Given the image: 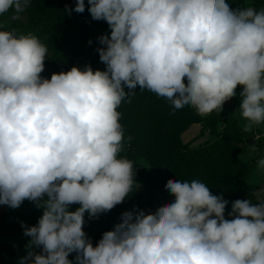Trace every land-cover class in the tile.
I'll list each match as a JSON object with an SVG mask.
<instances>
[{
    "label": "clouds",
    "instance_id": "clouds-1",
    "mask_svg": "<svg viewBox=\"0 0 264 264\" xmlns=\"http://www.w3.org/2000/svg\"><path fill=\"white\" fill-rule=\"evenodd\" d=\"M87 2L92 19L110 29L96 50L104 70L73 66L44 78L47 46L31 33L0 30V205L28 200L43 209L36 225H23L31 239L21 264H73L71 253L76 264H264V200H235L229 220V202L199 180L169 179L172 201L154 212L125 211L95 245L84 231L86 214L112 210L137 184L133 161L120 155L118 111L137 87L169 101L172 114L190 106L205 117L221 113L243 86L244 132L264 124V8ZM31 3L0 0V16L13 10L18 18ZM68 11L83 13L85 0ZM257 165L264 169V158Z\"/></svg>",
    "mask_w": 264,
    "mask_h": 264
},
{
    "label": "rangeland",
    "instance_id": "rangeland-1",
    "mask_svg": "<svg viewBox=\"0 0 264 264\" xmlns=\"http://www.w3.org/2000/svg\"><path fill=\"white\" fill-rule=\"evenodd\" d=\"M59 0H32L31 5L21 13L18 18H14L13 10L0 16V30H16V35H27V30L34 20L36 14V5H42L46 9L54 8ZM72 7L70 9H74ZM88 5H85L87 11ZM69 10V9H68ZM63 11V16L69 15V11ZM84 11V12H86ZM88 12V11H87ZM71 11L70 14H75ZM89 13V12H88ZM82 14V13H81ZM105 28H109L105 21H100ZM29 34V33H28ZM43 34V37H42ZM39 39L47 46L48 55L45 60V69L41 73L44 78L50 79L53 73L70 70L67 65L69 59H65V54L61 50L63 38H50L48 34L42 32ZM99 48L89 45L82 49V53L99 54L96 50ZM81 54V55H84ZM73 55V53H72ZM76 52H74V56ZM106 67V66H105ZM97 69L104 70L99 66ZM96 70V69H93ZM127 92L128 89L125 88ZM136 94L131 98V102H122L118 111L121 113L120 123L131 131L132 141L140 150V158L134 163L136 168L133 192L130 193L124 202V211L115 212L118 205L112 210L100 214L97 218L89 219L85 215L84 231L95 245L105 231L112 230L114 225L121 221V214L125 211L144 210L154 212L158 206L169 203L174 197L165 188L169 179L179 181L199 180L205 183L213 195L225 196L231 192L236 180L231 173L232 158L240 157L239 151L246 143H238L237 138L225 132L224 109L221 113L213 112L208 116L201 117L190 106H185L180 110H175L169 101L157 96L148 90H135ZM224 140V145L212 151L205 157V153L197 155L198 158L189 160L188 165L181 167L174 173L165 176L155 175L153 177L146 174L152 168L151 162L160 165L172 151L183 148L189 150L203 149L210 142ZM251 141L253 138L249 137ZM248 144V143H247ZM248 159L249 154L242 155ZM238 182V181H237ZM250 192L243 200L250 199L253 203L258 200H264V171L256 170L248 182ZM79 205L69 206L70 211H74ZM72 207V208H71ZM232 204H228L225 209V218L232 219L229 216ZM7 205H0V213L8 210ZM112 217L117 223H104L103 217ZM94 222V223H90ZM31 238L24 235V227L21 230H10L4 224L0 223V247L11 249V256L4 258L1 264H21V259L27 256V242ZM39 251V249H36ZM75 253L69 255V259L75 262Z\"/></svg>",
    "mask_w": 264,
    "mask_h": 264
},
{
    "label": "trees",
    "instance_id": "trees-1",
    "mask_svg": "<svg viewBox=\"0 0 264 264\" xmlns=\"http://www.w3.org/2000/svg\"><path fill=\"white\" fill-rule=\"evenodd\" d=\"M75 4L76 0H59L58 5L51 9H46L42 5H36V14L33 22L27 30V34L31 33L32 35L40 38L39 35L44 32V34H48L51 39L59 37L63 38L61 50L65 54V59H69L67 65L70 68L77 66L83 69L86 65H91L93 69H97L99 66L105 68V64H103L99 59V54H94L92 50L91 52L89 51V53L93 55L84 54L81 51L89 45L92 47H96L97 45L99 48L103 47V45L99 43L98 38L104 34L110 35V29L105 28L100 21L93 20L90 13L86 10V12H83L82 14L75 13L64 17L62 14L63 11L75 7ZM255 4L259 8L263 7L261 0H255ZM85 5H88L87 0H85ZM89 41H91V43H89ZM74 52H76L75 56ZM228 106L229 105L226 102L223 105L224 112L226 113L225 132L237 138L238 143H250L251 140L249 139V133L244 132L231 118L227 111ZM123 129L125 148L120 155L121 157H126L135 163L140 158V150L132 139L130 143L127 140V138L131 136V131L126 127H123ZM223 145L224 140L219 139V141L210 142L207 147H204L203 149L186 150L178 148L172 151V153H170L160 165H156L152 161V168L149 169L145 175L149 174V176L153 177L155 175L165 176L169 173H174L179 169V165H181V167L182 165H188L189 160L191 161L194 158H198L197 155L202 153H205V157H211L209 155L212 151L222 147ZM199 159L200 158L197 160ZM253 168L254 161L246 163L242 161L240 157L232 158L231 173L234 176L236 183L234 189L227 195L223 196V199L229 202L228 204H232V202L237 199L243 200L245 196L249 194L250 188L248 186V182L252 178ZM42 211L43 209L38 208L33 202L25 200L19 208L13 209L9 207L7 211L1 212L0 223L4 224L10 230L20 231L23 225L29 227L36 225L42 215ZM119 211H124L123 202L118 204V208L115 212ZM103 220L104 223H117V220L110 216L103 217ZM10 250L11 249L9 248L4 249L0 247V264L4 258L11 256Z\"/></svg>",
    "mask_w": 264,
    "mask_h": 264
},
{
    "label": "crops",
    "instance_id": "crops-1",
    "mask_svg": "<svg viewBox=\"0 0 264 264\" xmlns=\"http://www.w3.org/2000/svg\"><path fill=\"white\" fill-rule=\"evenodd\" d=\"M261 1L263 3V7H260V8L257 7V5L255 4V0H229V3L233 9L244 8V7H254L256 10H260L264 8V0H261ZM242 90H243V86H237L235 90L236 95L232 99L226 101V103L229 105L227 111L230 114L231 118L243 130L244 125L247 123V121L243 119V117L241 116L240 110H239L240 104H241L240 93L242 92ZM248 133H249V137L253 138V141H251L248 144L246 143L243 145L241 153H240V158L242 161L246 163L254 161V168H253V174H254V171L256 170L264 171V169H260L257 165V161L261 158H264V124H261L260 126L255 127L252 132H248ZM257 133L261 135V139L259 141H254V135ZM253 143H255L257 146L256 152H252L249 148V146L252 145ZM244 154H249L250 157L248 159H244L242 156Z\"/></svg>",
    "mask_w": 264,
    "mask_h": 264
}]
</instances>
